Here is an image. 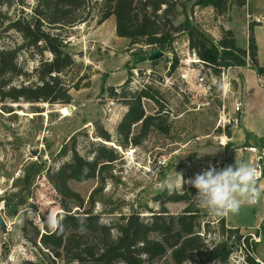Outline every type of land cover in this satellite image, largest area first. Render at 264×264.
I'll list each match as a JSON object with an SVG mask.
<instances>
[{"label": "rangeland", "instance_id": "obj_1", "mask_svg": "<svg viewBox=\"0 0 264 264\" xmlns=\"http://www.w3.org/2000/svg\"><path fill=\"white\" fill-rule=\"evenodd\" d=\"M182 2L190 21L215 41L223 36V30H231L237 48L247 49L253 26L259 64L264 67V0H247L243 8L234 2L223 15L210 7L191 10L193 2ZM36 4V0H0V50L20 48L17 62L26 73L13 79L15 86L35 83V69L42 60L52 59L48 51L38 53L25 46L18 32L6 29L10 22L32 16ZM109 5L112 6L108 0H90L91 14L86 22L52 31L61 35L64 51L74 61L62 76L73 99L70 105L0 100V215L5 222L4 229L0 226V264H64L40 243L43 223L49 216L61 222L68 214L82 215L92 209V215L112 228L133 214L153 221L152 216L161 215L164 209L165 215L178 217L189 203L168 202L167 197L176 193L190 196L194 211L200 215L198 232L205 235L209 245L224 239L221 219H225L226 229L229 224L249 238V247L234 248L230 264H246L247 255L262 264L264 195L257 205H243L238 214L213 218L194 201L197 190L190 184L169 190L164 182L179 179L176 172L187 181L209 164L217 168L235 162L255 166V155L245 149L253 147L259 152L264 148V76L250 63L246 67H217L221 73L215 74L190 49L185 33L169 38L161 47L132 46L130 38L118 36L116 17ZM180 11L176 26L185 22ZM255 23L259 25L255 27ZM156 49L164 56L149 62V55ZM223 72L228 73L226 81ZM204 74L207 84L201 85L198 80ZM125 82L129 94L142 87L159 93L168 133L152 128L140 145L119 146L116 130L128 107L113 101L109 89H118ZM224 84L229 88L225 94ZM236 99L243 100L244 113L237 116L238 124L231 126L229 138L225 134L228 125L224 123L235 117ZM142 104L147 115L160 109L149 99H143ZM63 107L70 110L69 116L62 115ZM103 131L110 134V143L99 138ZM140 132L141 124L134 125L131 136ZM103 144L116 151L117 160L105 172V186L94 194V204L91 195L101 187L98 176L86 182L69 180V188L80 196L82 207L75 200L63 198L50 182L49 174L71 162L74 146L81 156L92 161L97 147ZM162 160L165 166L160 165ZM258 186L264 189V178ZM113 235H118L116 229ZM152 238L161 240L158 233ZM155 263L175 264L170 252Z\"/></svg>", "mask_w": 264, "mask_h": 264}, {"label": "trees", "instance_id": "obj_2", "mask_svg": "<svg viewBox=\"0 0 264 264\" xmlns=\"http://www.w3.org/2000/svg\"><path fill=\"white\" fill-rule=\"evenodd\" d=\"M108 1L112 4L109 5L110 11L116 17L118 36L130 38L132 46L145 44L161 47L169 38L185 33L190 49L195 51L204 65L213 69L215 74L221 73V69L217 67H246L250 63L251 68L264 76V67L260 66L258 60L253 26L249 29L248 48L239 49L231 30H223V36L215 41L198 29L190 21L186 13L187 6L182 0ZM36 2L32 16L20 17L10 22L6 29L18 32L25 46L37 49L38 53L48 51L52 59L42 60L35 69L37 78L35 83L15 86L12 85L13 79L26 75L17 62L20 48L0 50L2 80L0 100L13 103L45 102L67 106L73 99L62 76L72 68L74 61L64 51L61 35L52 31L86 22L91 14L90 0H36ZM187 2H193L191 10L196 7H210L220 15L225 14L234 2L239 8L247 4V0H187ZM179 10L185 15V22L176 26L174 22ZM257 25L259 24L255 23L254 26ZM126 84L127 82L118 89L114 87L109 89L113 101L123 102L124 106L128 107L116 130L119 146L126 148L129 145H140L152 128L168 133L169 130L164 126L161 115L164 107L159 101V93L142 87L140 91L129 94L125 90ZM143 99L158 104L159 111L154 115H147L142 104ZM138 124H141L140 134L131 136L132 127ZM232 131L231 126L226 128L227 137L232 138ZM99 138L107 143L111 142V136L106 131L101 132ZM262 144L264 145V141ZM71 153V162L49 174V180L63 198L75 200L82 207L80 196L69 188V180L86 182L98 176L101 187L91 195L93 205L94 194L101 192L105 186V172L117 160L116 151L104 144L100 145L92 161L81 156L75 146ZM188 191L194 192V189ZM167 201L176 203L185 201L189 205L178 217L165 215L167 212L164 209L161 215L152 216L153 221H146L140 215L133 214L120 219L113 228L92 215V209L82 215L68 214L61 221L62 228L57 231H51L47 227V221L43 223L44 232L40 235V243L56 260L60 259L64 264H156L157 259L169 252L175 264H230V257L236 246L247 248L251 245L249 238L240 234V229L229 227L226 229L225 219H221L220 225L221 236L224 239L209 245L208 239L204 238L205 235L198 232L201 228L200 215L194 211L190 196L186 193L182 195L176 193L168 196ZM113 229H116L117 236L113 235ZM154 233H158L161 240L153 239ZM246 262L260 264L249 255L246 256ZM49 264L54 262L51 261Z\"/></svg>", "mask_w": 264, "mask_h": 264}, {"label": "clouds", "instance_id": "obj_3", "mask_svg": "<svg viewBox=\"0 0 264 264\" xmlns=\"http://www.w3.org/2000/svg\"><path fill=\"white\" fill-rule=\"evenodd\" d=\"M176 175L179 179L170 178L164 182V186L172 190L177 185L190 184L197 190L194 201L206 208L209 216L213 218L238 214L243 205H255L264 195V189L257 183L258 170L247 162H235V165L224 168L209 164L207 169L187 181L181 174L176 172ZM47 227L51 231H57L62 225L58 219L49 216Z\"/></svg>", "mask_w": 264, "mask_h": 264}, {"label": "built area", "instance_id": "obj_4", "mask_svg": "<svg viewBox=\"0 0 264 264\" xmlns=\"http://www.w3.org/2000/svg\"><path fill=\"white\" fill-rule=\"evenodd\" d=\"M222 77L223 79L226 81L228 80L229 76L228 73L223 72L222 73ZM199 83L201 85H206L207 84V74L201 75V77L199 78ZM226 85L224 84V90L223 93H227L229 88H225ZM227 89V90H226ZM226 90V91H225ZM243 108H244V104H243V100L240 99H236L234 101V106H233V115L235 116L234 118L229 119L227 122L224 123V126L228 125V126H236L238 124V118L237 116L241 113H243ZM248 153L255 155V167L258 170L259 176H258V182L260 180H262L264 178V148L262 150H260L259 152L257 151V149L250 147V148H246L245 149ZM161 166H165L166 162L164 160L159 161ZM259 203V201L255 204L257 205Z\"/></svg>", "mask_w": 264, "mask_h": 264}, {"label": "water", "instance_id": "obj_5", "mask_svg": "<svg viewBox=\"0 0 264 264\" xmlns=\"http://www.w3.org/2000/svg\"><path fill=\"white\" fill-rule=\"evenodd\" d=\"M164 56V53L162 51H160L159 49H156L155 51H153L149 57H148V61L149 62H155L158 61L159 59H161ZM107 145V144H106ZM0 226L4 229L5 228V222L3 220V218L0 215Z\"/></svg>", "mask_w": 264, "mask_h": 264}, {"label": "bare ground", "instance_id": "obj_6", "mask_svg": "<svg viewBox=\"0 0 264 264\" xmlns=\"http://www.w3.org/2000/svg\"><path fill=\"white\" fill-rule=\"evenodd\" d=\"M60 112L65 117L70 115V110L68 108H66V107L61 108Z\"/></svg>", "mask_w": 264, "mask_h": 264}, {"label": "crops", "instance_id": "obj_7", "mask_svg": "<svg viewBox=\"0 0 264 264\" xmlns=\"http://www.w3.org/2000/svg\"><path fill=\"white\" fill-rule=\"evenodd\" d=\"M255 40H256V44H258V42H257V39H256V38H255ZM257 47H258V46H257ZM243 113H244V111H243ZM244 121H245V119H244V117H243V125H245V124H244V123H245ZM228 227H229V228H232V229H235L234 227H230V225H229V224H228ZM259 244H260V243H259ZM263 261H264V260H260V262H261L262 264H263Z\"/></svg>", "mask_w": 264, "mask_h": 264}]
</instances>
